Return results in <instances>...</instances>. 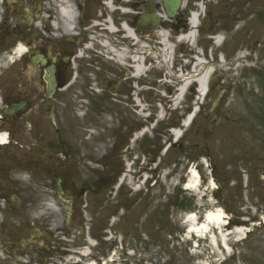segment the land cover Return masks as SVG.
Returning a JSON list of instances; mask_svg holds the SVG:
<instances>
[{"label": "flooded vegetation", "instance_id": "obj_1", "mask_svg": "<svg viewBox=\"0 0 264 264\" xmlns=\"http://www.w3.org/2000/svg\"><path fill=\"white\" fill-rule=\"evenodd\" d=\"M63 1H31L29 9L22 8L20 0L0 5V99L3 106L23 103L0 119V131L9 136L8 142L0 145V178L6 181L0 195L6 201L7 214H13L10 220L0 222V264H87L90 259L94 261L88 264H103L112 246H98L88 255L83 251L80 199L102 181L115 185L126 162L142 163L147 156L141 146L145 141L140 136L143 124L138 119H110L104 124V135L96 131L93 121L75 119V115L80 117L76 90L91 87L92 82L83 57L93 31L89 27L104 18L108 1L67 0L75 9L70 31L64 26ZM110 2L116 9L114 15L136 26L139 36L153 39L154 32L165 30L174 40L188 28V10L183 6L171 16L163 0ZM243 2L247 11L243 18H249L246 23H263L262 1ZM214 5L211 2L210 8ZM144 15L154 19L141 28L139 20ZM230 17L237 22L236 15ZM154 25L158 29H153ZM120 70L117 75L98 76L96 84L119 105L133 108L139 97L135 87L139 80L133 70ZM155 76L150 73L149 85L155 84ZM147 99L153 118L159 111L156 91ZM252 104L249 110L255 118ZM92 109L93 101L87 105L86 114ZM109 113L113 117V112ZM156 144L158 149L149 156L152 162L162 152L158 140ZM84 172L92 176L87 174L88 178L79 183L74 174ZM10 191L17 195L16 203L8 199Z\"/></svg>", "mask_w": 264, "mask_h": 264}, {"label": "rangeland", "instance_id": "obj_2", "mask_svg": "<svg viewBox=\"0 0 264 264\" xmlns=\"http://www.w3.org/2000/svg\"><path fill=\"white\" fill-rule=\"evenodd\" d=\"M260 1L264 4V0ZM220 13L223 11L216 9L215 14ZM205 22V30L210 33H228L225 25H215L214 18H207ZM222 22L225 23L224 20ZM244 25L245 21H242L232 31L233 37L220 47L225 53L227 64L220 66L212 78L211 91L202 104L201 112L185 130L183 137L174 143L165 131L169 132V124L175 122L178 116H185L183 110L187 108L186 103L193 105V97L188 96L182 105L181 114L173 113L167 120L154 124V137H151L150 132L146 133L141 145L146 151H152L157 140L160 143L170 140L172 145L168 153L160 158L157 171L167 176L173 170L176 185L171 184L168 177L165 178L166 184L162 183L164 179L159 182L151 179L148 184L144 182L142 189L137 192L130 186L128 179L121 181L117 190L114 185L102 181L103 186L98 187L100 190L89 193L94 199L91 201L89 198L85 212L88 218L85 221L90 225L92 236L107 234L110 240L121 242L124 251L133 252L128 260L121 254V257L116 256L117 263L204 264L201 261L204 258L203 261L207 260L208 264H264V223L254 227L251 225L247 236L237 241L235 239L240 233H232L229 240L234 254L227 256L221 263L213 259L216 254L210 252L211 245L207 242L208 246L206 240L201 242L200 253L196 247L191 248V241L181 237L186 228L183 219L188 212L195 211L203 216L205 211L222 207L223 203L227 206L225 211L233 219L228 229L233 231L243 224L241 215H248L252 219L249 218L250 221L257 222L258 218L253 216L264 211V27ZM235 51L239 54L243 52L245 57L238 61L232 55ZM106 66L114 67L109 70ZM106 66L101 71H106L107 75L122 73L115 65ZM81 90L77 88L76 93L79 94ZM220 90L222 96L218 104L210 108ZM157 95L160 97L159 93ZM91 98L96 100L97 108L105 110L103 114L92 112L90 121L96 124L107 120L118 122L123 116L126 120H135L133 108L119 105L117 99L104 94ZM252 100L255 103V118L249 110L253 105L250 104ZM110 111L113 117L109 115ZM76 118L83 122L75 115ZM148 156L149 153L143 158L144 161L148 160ZM191 166L196 167L201 175L198 192L181 187ZM135 169L144 172L145 166ZM87 174L91 173L74 175L82 183L88 178ZM212 177L217 184L220 182L218 189L209 187ZM155 178L161 177L155 175ZM139 179L134 181L138 183ZM2 182L0 180V185ZM15 196L12 194L9 198L15 201ZM85 202L83 199L82 203ZM108 228L110 231L106 233ZM222 255L220 253L219 257Z\"/></svg>", "mask_w": 264, "mask_h": 264}, {"label": "bare ground", "instance_id": "obj_3", "mask_svg": "<svg viewBox=\"0 0 264 264\" xmlns=\"http://www.w3.org/2000/svg\"><path fill=\"white\" fill-rule=\"evenodd\" d=\"M108 3L110 5L111 2L110 0H108ZM62 8H61V12L64 15V26L66 27V30L70 31V23L72 21V19L74 18V6L69 3L67 0L62 2ZM197 18V13L192 14V20L194 21V24L198 22V20H196ZM103 20V19H101ZM107 19H105V22H96V25H104V23H106ZM109 20V19H108ZM98 26V27H99ZM105 26V25H104ZM110 30H112V28H114V26L112 24H109ZM124 29H125V34H127L126 36L131 38H138V34L136 33V30L132 27H130L129 25H124ZM135 30V31H134ZM113 33V32H112ZM166 32H162L161 36L159 37V46H158V51L160 52L159 54H161V60L159 61L160 64H162L163 66H170L172 60H174L175 58L172 59V53H171V45L169 43H167L166 40ZM194 33H190L187 38L191 39L193 38ZM95 38L97 40H100L103 45H105V47L107 49H109L110 51L112 50L113 56H115V59L117 60V65L120 67H123V69L127 70V71H131V69H129L127 66H124L125 64H127V62H131L130 66H132V68L134 67V71H136L137 73L140 72L141 67L143 68L142 63L140 62V60L135 59L137 57V55L135 54V46L132 45H124V44H120L117 43L113 40L112 37H108L105 36L103 37L100 33L97 34L95 36ZM214 41L216 44H221L223 42V37L220 34H217L216 37H214ZM143 48L145 49V51H150V49H148L147 46H145L144 42H143ZM200 55V56H199ZM196 54V56L193 58L192 56H190V59H192V69L190 71H188V74H183V70L182 68H184L186 66V64H188V62H190L189 59H183L182 57L180 59L175 60V63L179 64L178 66V70L176 72V75H172L171 77H173V79L175 81H171L170 83H168L167 87L172 91L171 94H167L164 93V101H165V106H172L175 107L176 105H178L179 103H181L182 97H186L187 93L184 92L186 90V84L187 82H189L192 77L197 76L196 81L198 80V84H199V96L198 99H200L203 95V91H206V89H208V86L206 84L207 78H209L208 76H210V72L212 71V67L211 65H206L204 63V59L201 56V54ZM244 54H242L243 56ZM135 60V61H134ZM182 63V64H181ZM190 74L192 76H190ZM189 80V81H188ZM176 83L178 85H180L179 87H175ZM185 96H184V95ZM197 99V100H198ZM134 107L137 108V111L142 114V116H144V111L146 108H144L143 103L141 102V100L139 98H137L134 101ZM157 117L159 119H164L163 116V111L161 110L160 112H158V114H156ZM150 118V117H148ZM153 119V118H151ZM189 120V119H188ZM186 121V122H181V127L182 124L184 126L189 125L190 121ZM178 128V127H177ZM149 129H146V131ZM146 131L144 130L143 132L146 133ZM172 132H175L172 133ZM180 133V129H173L172 131L170 130V134H172L173 139L178 140V135ZM139 134H137L138 136ZM0 138L2 140L6 139V135L0 133ZM129 166V165H128ZM129 170V169H128ZM127 170V171H128ZM132 175L130 173L127 172V174L124 176V178H122L123 180L128 179V183L133 184V180H132ZM173 185H176V177H172L171 179ZM201 186V175L200 172L194 167L191 166V168L189 169L188 172V178H187V185L186 187L189 188L191 191H197L200 189ZM210 186L213 188L216 186L215 180L211 179L210 182ZM227 218V214L226 211H223L221 208H216L214 210H207V214H206V220H204L203 223H199L198 220V214L197 212H189L186 215V219L185 222L189 223V226H191V230L195 229L199 234L204 235L205 234V230L210 226V222L211 223H215L221 230H220V242L219 243V237L217 238V240H215L216 236L213 238V244H215V249L218 250L220 252V246L222 247V244H224L228 249L231 248V243L229 242L230 240V235L232 233H240V236H242L243 234H245L246 231V227L244 226H240L236 229V231H229L228 228L224 225L225 221ZM214 249V252L216 251Z\"/></svg>", "mask_w": 264, "mask_h": 264}, {"label": "water", "instance_id": "obj_4", "mask_svg": "<svg viewBox=\"0 0 264 264\" xmlns=\"http://www.w3.org/2000/svg\"><path fill=\"white\" fill-rule=\"evenodd\" d=\"M177 3V0H167V6H168V9L173 12L174 10L172 9L174 4Z\"/></svg>", "mask_w": 264, "mask_h": 264}]
</instances>
